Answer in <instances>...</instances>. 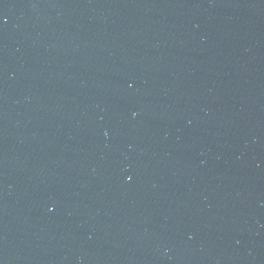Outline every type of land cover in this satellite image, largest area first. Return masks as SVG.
<instances>
[{"label": "water", "instance_id": "obj_1", "mask_svg": "<svg viewBox=\"0 0 264 264\" xmlns=\"http://www.w3.org/2000/svg\"><path fill=\"white\" fill-rule=\"evenodd\" d=\"M0 264H264V0H0Z\"/></svg>", "mask_w": 264, "mask_h": 264}]
</instances>
